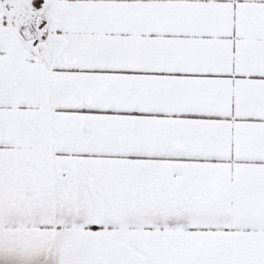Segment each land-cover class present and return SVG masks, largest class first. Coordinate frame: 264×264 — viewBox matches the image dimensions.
<instances>
[{"label": "snow or ice", "instance_id": "snow-or-ice-1", "mask_svg": "<svg viewBox=\"0 0 264 264\" xmlns=\"http://www.w3.org/2000/svg\"><path fill=\"white\" fill-rule=\"evenodd\" d=\"M0 264H264V0H0Z\"/></svg>", "mask_w": 264, "mask_h": 264}]
</instances>
